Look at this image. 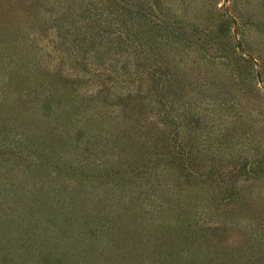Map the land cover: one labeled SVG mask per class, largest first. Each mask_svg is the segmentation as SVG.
Masks as SVG:
<instances>
[{
  "label": "rangeland",
  "instance_id": "rangeland-1",
  "mask_svg": "<svg viewBox=\"0 0 264 264\" xmlns=\"http://www.w3.org/2000/svg\"><path fill=\"white\" fill-rule=\"evenodd\" d=\"M0 264H264V0H0Z\"/></svg>",
  "mask_w": 264,
  "mask_h": 264
}]
</instances>
